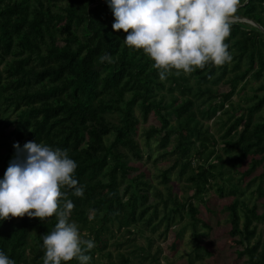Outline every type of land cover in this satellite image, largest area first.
<instances>
[{"label": "trees", "instance_id": "1", "mask_svg": "<svg viewBox=\"0 0 264 264\" xmlns=\"http://www.w3.org/2000/svg\"><path fill=\"white\" fill-rule=\"evenodd\" d=\"M235 18L247 21L232 22L230 63L173 69L162 80L151 57L113 29L106 0H0V178L17 142L67 149L84 193L61 190L75 205L70 220L95 243L91 264H160L156 240L174 226L191 230L196 258L210 256L198 227L210 228L198 217L209 190L227 200L236 256L264 264V204L256 203L264 197V0H240ZM106 53L112 63L100 61ZM251 81L258 87L242 95ZM172 176L192 192L183 202ZM57 222L0 220V249L16 264H43V235Z\"/></svg>", "mask_w": 264, "mask_h": 264}, {"label": "clouds", "instance_id": "2", "mask_svg": "<svg viewBox=\"0 0 264 264\" xmlns=\"http://www.w3.org/2000/svg\"><path fill=\"white\" fill-rule=\"evenodd\" d=\"M112 9L116 31L127 33L125 43L143 51L154 61L159 76L166 79L173 69L191 73L208 63L222 66L233 59L226 38L240 0H106ZM100 61L112 63L106 53ZM16 155L0 178V220L24 217L45 220L55 215L53 230L43 235L46 249L43 264H65L74 258L91 264L92 239L81 236L78 225L70 220L75 207L63 199L69 186L82 196L74 173L77 162L67 149L53 148L36 140L23 147L14 144ZM0 264H16L0 249Z\"/></svg>", "mask_w": 264, "mask_h": 264}, {"label": "rangeland", "instance_id": "3", "mask_svg": "<svg viewBox=\"0 0 264 264\" xmlns=\"http://www.w3.org/2000/svg\"><path fill=\"white\" fill-rule=\"evenodd\" d=\"M236 20L240 19L234 18L232 22ZM76 32L78 34H81V32L79 31ZM251 85L254 89H256L259 84L251 81L241 94L250 95L252 93L249 90V87ZM219 89L223 90L224 92L229 91V88L227 86H219ZM232 96L233 95L230 94V97ZM234 99L237 100V96H235ZM153 121L154 120L151 117L148 119L147 124L153 123ZM213 122L214 120L207 122L208 125H210L211 133L214 132L215 129ZM139 135L137 139H139L140 143H143V139H141ZM158 164L157 166L159 167L164 168L166 166L165 162H160ZM147 168L149 169V173L152 176V183L158 184L157 181H159V179L156 178L158 171H156L152 167L151 163L147 164ZM172 179L174 181V176H172ZM188 183L189 182H187V184ZM173 185L174 190L178 192L180 202L185 201L186 196L192 195L191 191H188L187 194H183L180 188L181 186L178 183L176 184V181H174ZM159 188L162 189L163 187L159 186ZM206 199L208 205H204L202 203L198 204V217L202 219V221L205 222L208 226H210V228H203L202 224H199L198 227L200 228L199 231L201 233H205L206 235L200 237L201 247H203L206 251H209L210 256H207L202 250H200V257L196 258L192 253L193 248L196 244V240L193 238L191 230L189 228L181 229L180 226H174L171 228V231L165 241L156 240L157 245H155L161 249L160 264H187L189 256L193 261V264H245L244 260L239 259L235 254L236 247L231 237L228 235L229 226L224 221L226 215L223 211L222 205L227 204V200L218 198L213 190H209V192L206 194ZM256 203L258 205V210L261 211L262 205L264 204V197ZM206 206L211 208L212 210L215 209L216 212H210ZM179 229L180 233L176 235V232ZM258 233L264 239V222L258 224ZM143 241V239H139V242L144 244ZM173 243H175L174 247ZM155 245L153 246L152 252L155 250Z\"/></svg>", "mask_w": 264, "mask_h": 264}, {"label": "water", "instance_id": "4", "mask_svg": "<svg viewBox=\"0 0 264 264\" xmlns=\"http://www.w3.org/2000/svg\"><path fill=\"white\" fill-rule=\"evenodd\" d=\"M240 20H243V21H247V20H245L244 18H241ZM249 23H251L252 25H255V26H257L254 22H251V21H248ZM260 28V27H259ZM261 29V28H260Z\"/></svg>", "mask_w": 264, "mask_h": 264}]
</instances>
